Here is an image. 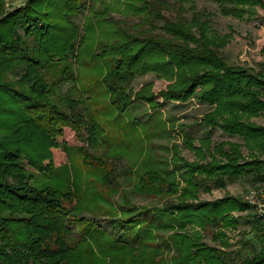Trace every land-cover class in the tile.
<instances>
[{"label": "trees", "instance_id": "trees-1", "mask_svg": "<svg viewBox=\"0 0 264 264\" xmlns=\"http://www.w3.org/2000/svg\"><path fill=\"white\" fill-rule=\"evenodd\" d=\"M124 1L133 15L165 19L157 7L160 0ZM208 1L236 18L261 4V0ZM85 6L86 0H29L19 10H3L0 17V264H264V217L251 214L252 206L240 196L198 199L200 192L224 189L236 181L264 183V160L240 161L242 146L249 154L264 150V124L250 121L264 113V62L257 71L228 65L208 47L206 38L192 39L197 47L189 48L115 29L108 37L117 42L104 43L88 58L107 65L106 74L88 89L72 67L79 61L76 52L84 40L74 19ZM161 27L174 37H184L174 21ZM261 52L264 55V49ZM189 63L202 71L192 72L190 81L180 84L178 69ZM148 72L176 75L175 82L160 92L163 100L194 99L211 108L201 117L204 136L200 147L194 148L205 162H177L184 186L167 176L169 170H148L141 189L152 195H177L176 201L141 210L117 205L121 214L112 216L113 233L75 214L83 195L80 186H72L69 179L62 184L36 183L42 172L59 182L61 170L67 171L65 165L51 161L52 149L69 152L62 140L65 129L90 144L103 140L105 127L86 102L95 86L102 84L106 103L119 112L140 100L159 107L153 94L126 92L135 76ZM64 82L80 93L77 99L58 93ZM214 127L241 137L242 143L222 141L209 151ZM189 140L193 148V138ZM77 149L86 160L84 147ZM244 211L250 214H233ZM68 221L79 234L74 242ZM247 224L248 232H242L234 247L225 230ZM205 235L211 243L204 241Z\"/></svg>", "mask_w": 264, "mask_h": 264}, {"label": "rangeland", "instance_id": "rangeland-1", "mask_svg": "<svg viewBox=\"0 0 264 264\" xmlns=\"http://www.w3.org/2000/svg\"><path fill=\"white\" fill-rule=\"evenodd\" d=\"M28 2L29 0H0V17L5 11L19 10ZM160 2L157 7L161 12L160 16L165 19L133 15L128 11L131 5H127L124 0H86L83 12L74 19L80 27L81 34H84V40L76 52L79 61L74 62L72 67L73 71L84 79L88 89L92 82L100 80L107 72L105 62L96 63L88 58L92 57L104 43L117 42L116 39L108 37L109 31L115 29H124L130 35L140 38L169 41L189 48L197 47L194 39L201 42L206 38L208 47L223 57L228 65L260 70V63L264 62V55L261 52L264 49V0H261L259 5L248 7L240 18L224 15L215 3L208 0H160ZM153 6L157 9L155 4ZM167 20L181 26V31L185 33L183 39L164 31L161 26ZM195 67L189 63L178 69L181 73L180 84L189 82L192 72L202 71ZM172 76L148 72L135 76L127 88L126 92L133 96L141 91L147 95H155L156 103L160 105L157 108L140 100L134 101L128 109L119 112L106 103L107 97L101 93L102 84L91 89L92 97L86 102L90 112L94 113L95 110V119L105 127L103 140L93 139V144H90L89 139L80 141L72 130L65 129L62 140L69 146V152L66 155L61 148L52 149L51 161L53 160L55 166L65 165L67 171L62 169V173L57 176L61 182L56 181V177L48 172H42L38 174L36 184H62L69 179L72 186H80L83 188V195L75 214L83 219L93 220L97 225L113 233L116 230L111 225L112 216L121 214L117 205L122 204L133 210H141L148 206L162 207L170 200L176 201L177 195H152L141 189L142 176L150 169L161 173L169 170L170 175L167 176L177 179L178 183L183 185L180 176L182 170H176L175 166L180 160L188 163L205 162L195 155L194 148L200 147L201 138L204 136L200 127L201 117L211 108L198 104L194 99L183 102L163 100L160 92L167 90L168 86L175 82L176 75L173 78ZM9 77L13 78L10 75ZM71 86L70 82L62 83L58 93L77 99L80 93L72 90ZM78 108H82V103L78 104ZM250 121L258 125L264 124V113L252 117ZM83 134L87 133L83 131ZM187 137L193 138V148H190V140L187 143ZM210 140L209 151H213V147L222 141L242 143L241 138L229 136L218 127L213 128ZM82 146L88 154L86 160L77 149ZM209 151H204L205 156H208ZM240 152L243 156L241 162L253 157L264 160V150L255 149L249 154L247 148L242 146ZM259 186H264V183L236 181L229 183L224 189L200 192L198 199L214 200L225 194L244 199L250 190ZM247 213L249 212L233 214ZM253 213L252 211L251 214ZM68 226L73 235L71 241L74 242L79 238L78 231L69 221ZM194 227L197 230L199 228ZM249 227L247 224L237 229H226L229 242L237 247L236 241L242 237L243 231L248 232ZM247 235L252 236L251 233ZM204 241L211 243L210 236L205 235Z\"/></svg>", "mask_w": 264, "mask_h": 264}, {"label": "built area", "instance_id": "built-area-1", "mask_svg": "<svg viewBox=\"0 0 264 264\" xmlns=\"http://www.w3.org/2000/svg\"><path fill=\"white\" fill-rule=\"evenodd\" d=\"M244 201L252 206L256 216L264 217V186L250 190L245 195Z\"/></svg>", "mask_w": 264, "mask_h": 264}, {"label": "crops", "instance_id": "crops-1", "mask_svg": "<svg viewBox=\"0 0 264 264\" xmlns=\"http://www.w3.org/2000/svg\"><path fill=\"white\" fill-rule=\"evenodd\" d=\"M222 132V131H221ZM224 133V132H223ZM226 134V133H225ZM228 135V134H227ZM229 136H236V135H229ZM238 137V136H237ZM239 138H241V137H239ZM241 141H242V138H241Z\"/></svg>", "mask_w": 264, "mask_h": 264}]
</instances>
